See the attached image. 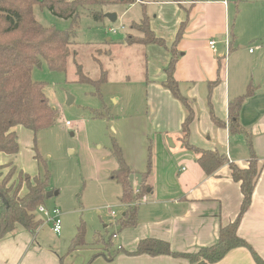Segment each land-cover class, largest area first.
I'll return each instance as SVG.
<instances>
[{
    "label": "crops",
    "instance_id": "0c3cea01",
    "mask_svg": "<svg viewBox=\"0 0 264 264\" xmlns=\"http://www.w3.org/2000/svg\"><path fill=\"white\" fill-rule=\"evenodd\" d=\"M230 2L136 0L126 4L128 11L140 3L141 18L148 19L154 35L164 42V45L133 43L143 49L145 116L140 125L142 137L137 138L133 134L136 129H130L125 142L128 150L123 144L121 147L131 170L130 184L134 191L140 188L145 174L146 194L132 205L136 223L121 227L118 218L111 237L116 242L107 244L106 250L80 247L63 253L58 247L47 248L37 240L39 228L32 234L16 225L0 240V264H190L181 257L126 252L133 251L145 238L167 242L172 251L181 253L215 244L220 227L236 218L242 200L229 163L247 168L249 144L260 173L237 232L264 261V43L256 42V35L252 34L257 23L242 25L244 35L236 29L231 21ZM233 2L237 5L238 0ZM182 23L181 36L176 40ZM130 30L132 33L128 34L140 35L135 29ZM212 39L216 42L214 49L208 44ZM174 42L173 77L180 94L194 111L187 137L181 129L187 108L163 85L164 69L170 62ZM245 43L249 45L244 46ZM238 50L246 52L247 57L240 56ZM238 97H243L239 123L244 133L231 134L229 101ZM186 143L205 151L217 150L227 162L207 175ZM10 158L12 155L0 152V165L9 164ZM149 158L151 168L147 172ZM134 172L139 173V179L133 184ZM123 205L120 217L128 209V205ZM208 264L257 263L247 248L236 247L219 261Z\"/></svg>",
    "mask_w": 264,
    "mask_h": 264
},
{
    "label": "rangeland",
    "instance_id": "374dc122",
    "mask_svg": "<svg viewBox=\"0 0 264 264\" xmlns=\"http://www.w3.org/2000/svg\"><path fill=\"white\" fill-rule=\"evenodd\" d=\"M103 1L101 20H94L84 10L72 21L54 16L38 5L33 8L41 25L73 31L69 44L72 54L65 71L49 68L43 59L31 71L32 80L43 85L44 95L58 115L54 125L44 130L17 128L19 149L9 159L15 172L8 185L17 180L19 173L43 179L45 170L48 172L47 191L53 194L45 198L44 205L59 211L61 230L57 234L50 222L43 221L37 240L47 248L58 247L62 253L72 251L71 238L76 236L80 224L84 225L83 248L106 250L107 244L116 242L111 237L124 205L120 201V184L109 178L116 168L112 143L116 142L121 150L123 144L127 151L125 142L130 129H136L133 134L137 138L142 137L140 125L146 99L143 49L126 41L127 34L132 33L131 23L141 19V4L127 11L128 6L121 0ZM230 1L231 21L236 29L244 35L242 25L257 23L252 34L256 35V42L264 43V0H238L237 5ZM107 13H115L117 19L110 22ZM110 27L118 30L110 32ZM238 51L247 57L246 52ZM77 64L93 80L106 72L107 80L100 86L101 97L95 94L91 83L77 80ZM251 72L255 78L257 69ZM7 172L4 169L3 175ZM138 179L139 173L134 172L131 182ZM22 189L20 195L26 192L24 185Z\"/></svg>",
    "mask_w": 264,
    "mask_h": 264
},
{
    "label": "trees",
    "instance_id": "16d2710c",
    "mask_svg": "<svg viewBox=\"0 0 264 264\" xmlns=\"http://www.w3.org/2000/svg\"><path fill=\"white\" fill-rule=\"evenodd\" d=\"M121 1L132 4L136 0ZM104 3L103 0H0V152L9 155H15L18 152L19 145L16 135L18 127L21 126L33 132L44 130L54 125L58 115L57 110L52 108L46 99L43 85L32 80L31 71L42 59L49 68L65 71L68 58L72 54L69 44L73 31L71 29L63 31L53 26L41 25L34 16V6L38 5L54 16L72 21L83 10L89 13L94 20H101L104 14L100 7ZM131 28L137 30L141 35L127 34L126 41L128 43L164 45L163 40L156 37L150 29L145 16L138 22H133ZM182 28L183 23L177 32L176 40L181 36ZM175 42L170 49L172 54L170 62L164 69L166 78L163 85L187 108V115L181 125L182 132L187 137L190 122L194 119V111L189 107L186 98L180 94L177 82L173 77L176 61ZM76 66L77 80L91 83L96 90L95 94L101 97L100 86L107 80L106 72L102 71L100 77L93 80L82 72L79 64ZM243 97L229 101L228 129L231 134L244 133L239 123V110ZM101 115L103 117V114ZM213 120L216 124H220L217 118L213 117ZM185 146L196 154V162L207 175L214 173L227 162L225 155L217 150L205 151L188 143ZM249 148L250 161L247 168H239L235 164L229 163L231 176L239 183L242 200L236 218L229 224L220 227L215 244L201 247L194 252L181 253L172 251L167 242L145 238L137 243L133 251L126 253L128 255H169L186 258L190 264H208L219 261L233 248L245 247L250 251L257 264H264V261L253 251L248 242L237 232L240 220L250 206L253 189L260 173L250 144ZM111 153L117 167L109 173V178L120 184L122 188L120 201L128 205L125 215L118 221L121 227L134 226L136 223L135 207L132 205L146 194L145 174L140 182V188L134 191L130 184L131 170L116 142L112 143ZM35 157L41 161L38 154H35ZM5 167L8 172L3 175ZM150 168L151 160L149 158L147 172ZM14 172L15 168L12 164L0 165V240L12 232L16 225H20L34 234L43 222L35 212L37 207L44 204L45 201V194L48 190V172L45 170L43 179L39 176L30 177L19 173L17 180H13L8 185ZM23 185L26 192L20 195ZM82 245H84V225L80 224L69 250L80 248Z\"/></svg>",
    "mask_w": 264,
    "mask_h": 264
},
{
    "label": "built area",
    "instance_id": "2783aa9c",
    "mask_svg": "<svg viewBox=\"0 0 264 264\" xmlns=\"http://www.w3.org/2000/svg\"><path fill=\"white\" fill-rule=\"evenodd\" d=\"M121 28H123V26ZM117 30H118V28H113V27L109 28L110 32H116ZM215 43L216 42L213 39L208 41L209 47L211 49L215 48ZM251 50L252 49H250V51ZM66 124H69V122L67 121ZM36 212L41 215V219L42 218L44 219L43 221L51 223V228H52L53 232H55L57 234L60 233V230H61V220L59 218L60 213L55 207L49 209L44 204H42V205H39L37 207ZM112 213H113V211H112Z\"/></svg>",
    "mask_w": 264,
    "mask_h": 264
},
{
    "label": "water",
    "instance_id": "95a60500",
    "mask_svg": "<svg viewBox=\"0 0 264 264\" xmlns=\"http://www.w3.org/2000/svg\"><path fill=\"white\" fill-rule=\"evenodd\" d=\"M106 18L110 21V22H114L117 19V15L115 13H107L106 14ZM168 142L170 143V141L168 140ZM56 193V192H55ZM53 194V191H47L45 198H48L50 195Z\"/></svg>",
    "mask_w": 264,
    "mask_h": 264
}]
</instances>
